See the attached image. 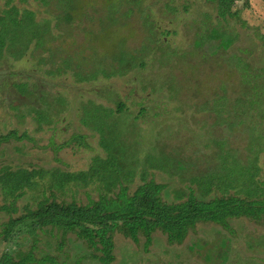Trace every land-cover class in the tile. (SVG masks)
I'll list each match as a JSON object with an SVG mask.
<instances>
[{"label": "rangeland", "instance_id": "rangeland-1", "mask_svg": "<svg viewBox=\"0 0 264 264\" xmlns=\"http://www.w3.org/2000/svg\"><path fill=\"white\" fill-rule=\"evenodd\" d=\"M6 1L0 0V13L5 10ZM11 4L34 11L36 5L33 0H12ZM142 5H145L147 13H151L150 21L156 23L157 42H146L148 38H144V33L148 28L145 29L143 22L135 18V12L130 18L129 6L91 0L82 3L84 9H76L77 13L70 22L62 17L47 20L48 15L41 19L46 20L44 23L49 29L47 37L52 34L54 24H58L56 32L60 39L59 46L52 55L43 59L44 63L40 62L43 57L40 51L34 52L36 55L33 57L26 54L20 60L8 61L11 63L8 66H5V61H0V134L8 135V140L0 143V165L14 169L19 164L30 162L47 168L59 166L67 171L87 169L95 155L104 153L94 123L90 121L85 125L80 119L85 116V110L89 113L98 106L115 110V98L125 105L124 116L119 117L116 123L123 128L122 140L128 149L126 163L147 155L153 142L157 144L153 149L155 158H160L159 152L170 157L177 156L183 161L192 158L189 167L185 162L187 171L181 173L187 180L191 174L211 171L210 168L217 163L212 153L199 149L203 148L211 132L215 138L225 140L228 148L236 150L237 155L242 157L249 141L247 127L251 126L250 122L260 126L257 136L263 135L260 133L264 131V120L259 119L255 111L248 117L245 129L242 127L231 132L227 130L226 114L211 112V102H220L215 101V95L223 93L222 86H226L230 97H235L236 90L235 95H240V87H234L241 84V73L231 65L232 59H228L232 52L248 61L250 71L264 67V0L234 2L231 10L236 17H229L219 27L236 34L235 42L227 52L215 54L211 52L216 42H206L198 48L194 46L197 34L213 23L197 14L206 12L216 18L214 3L207 0H144ZM167 5L171 8L168 9ZM55 9L56 6L50 4L46 10L52 12ZM167 31L170 33L165 35ZM146 34L149 36L148 32ZM145 42L150 50L140 55L145 67L135 68L124 76H104L118 67L114 60L121 50L138 52ZM173 51L179 57L185 52L187 57L179 59ZM57 56L61 63L55 66L53 61ZM140 57H134V60ZM124 58L126 64L132 60L129 56ZM195 62L199 64V70ZM191 63H195V68ZM73 68H77V73ZM201 81L205 88L200 89L201 94H196ZM20 83L30 84L28 88L34 91L23 97L27 100L25 103V100L20 102L14 89V85ZM10 104H13V109ZM228 104L226 108H232V104ZM69 105L71 110L67 109ZM142 108L149 116H140L143 121L135 119ZM35 109L46 116L40 126L35 119ZM216 120L220 123L210 126ZM14 131V135H9ZM81 136L83 138L79 139ZM182 148L183 152L178 157L177 153ZM261 156L264 163V155ZM164 167V172H157L156 180L170 183V188L183 186L182 175L179 172L173 174L176 164L172 162ZM69 194L67 200H70ZM77 198L86 202L84 195ZM233 226L236 230L230 253L233 263H247L250 259L264 264V228L241 220L235 221ZM64 236L62 251L55 253L56 245L51 251L59 263L68 256L72 261L80 259L79 264H101L97 257L91 255L94 250L81 244L75 235L67 233ZM23 237L20 235L10 243L3 242L0 237V255L4 251L29 246ZM196 239H201L203 244L209 241L212 245H216L218 240L215 232L206 226L190 234L185 243ZM114 241L115 259L111 264H188V255L181 258L174 256L180 248H171L160 237L154 239L149 252L142 250L143 239L139 237L137 242H133L116 234ZM249 243L253 245L250 250L247 249Z\"/></svg>", "mask_w": 264, "mask_h": 264}, {"label": "trees", "instance_id": "trees-1", "mask_svg": "<svg viewBox=\"0 0 264 264\" xmlns=\"http://www.w3.org/2000/svg\"><path fill=\"white\" fill-rule=\"evenodd\" d=\"M33 1L36 4L35 11L18 7L11 4L12 0H7L5 10L0 13V61H5V66L11 64L8 61L20 60L26 54L33 57L37 51L42 52L40 62L44 63L43 59L52 55L53 50L59 46L60 39L56 32L58 24H54L52 34L47 37L49 29L44 23L46 20L41 19L62 17L70 22L77 13L76 9H84L82 3L91 0ZM103 1L129 6L130 18L135 12V18L143 22L145 29L148 28L146 33L149 36L144 33V38H148L146 42H157V31L154 30L156 23L150 21L151 13H147L143 7L145 5H142L144 0ZM207 1L215 4L216 18L206 12L197 14L213 23L212 26L209 23V28L197 34L194 46L198 48L206 42H216L211 54L219 51L225 53L233 46L236 34L220 29L219 25L225 23L229 17H236V13L231 10L236 0ZM50 4L57 9L52 12L46 10ZM167 8L171 7L167 5ZM168 33L170 32H164L165 35ZM146 42L138 52L121 50L119 57L114 60L118 67L112 68L104 76H124L135 68L145 67V61L141 60L140 55L150 51ZM31 47L34 48L28 53ZM173 52L174 56H178L176 51ZM185 55L182 52V56L178 57L186 58ZM127 56L132 59L128 64L124 58ZM134 57L140 59L136 61ZM228 59H232L231 65L241 73V86L237 84L234 87H240V95H235L236 90L235 97H230L226 93V86L220 87L223 93L215 95V101L220 102H211V112L226 114L227 130L235 132L238 128L245 129L248 117L254 111L259 119L264 120V67L261 66L255 72L250 71L248 61L233 52ZM60 63L57 56L53 65ZM195 63L199 70V64ZM195 63H191L193 68ZM73 71L77 73V68H73ZM28 87V83L14 85L20 102H27L23 97L34 93ZM202 88L205 87L201 81L195 90L196 94H201ZM114 103L115 110L98 106L89 113L85 110V116L80 119L85 125L90 121L94 123L93 127L100 135L99 145L104 153L95 155L87 169L67 171L59 166L47 168L30 162L19 164L14 169L0 165L1 240L10 243L24 235V242L29 245L25 249L2 252L0 264H79L80 259L72 261L68 256L64 262L59 263L57 257L53 256L55 254L51 253L54 250L53 245H56L55 253L62 251L64 235L67 233L75 235L81 244L93 249L91 255L97 257L101 264H111L114 261L116 234L133 242H137L138 237L142 238L144 252H149L155 238H163L171 248H180L177 253L174 252V256L181 258L188 255V264L255 263L250 259L247 263H233L230 253L236 232L233 226L235 221L253 222L255 226L264 228V163L261 160V155H264V131L260 133L262 136H257L260 126L250 122L251 126L247 127L250 131L249 141L243 157L238 156L236 150L229 149L225 140L212 136L211 132L203 148L199 149L212 153L217 163L210 168L211 171L191 174L187 180L181 173L187 171L192 158L188 157L183 161L177 156L170 157L160 152V158H155L153 149L157 144L154 145L153 142L150 144L152 150L147 155L144 154L130 164L126 163L128 149L122 140L123 128L116 123L119 117L124 116L125 105L117 98ZM227 103L232 104V108L227 109ZM10 105L13 109V104ZM67 107L71 110L70 105ZM34 112L40 126L46 116L38 109ZM145 113L142 108L135 119L139 120ZM218 123L220 122L216 120L210 126ZM9 133L14 135L16 131ZM81 138L83 136L79 137ZM7 140L8 135L0 134V143ZM182 152L183 148L177 153L178 157ZM171 161L176 164L173 174L179 172L182 175L181 182H185L181 187L170 188V183L156 180L157 172H164V165L172 164ZM68 193L70 200L66 199ZM78 195H84L86 202L79 200ZM204 226L215 232L218 238L216 245L209 241H204L203 244L201 239L185 243L190 234ZM252 246L249 243L247 249L250 250ZM166 253L170 251L166 250Z\"/></svg>", "mask_w": 264, "mask_h": 264}]
</instances>
